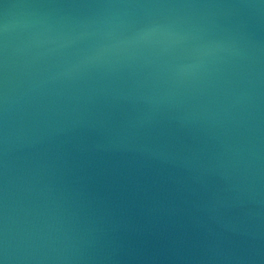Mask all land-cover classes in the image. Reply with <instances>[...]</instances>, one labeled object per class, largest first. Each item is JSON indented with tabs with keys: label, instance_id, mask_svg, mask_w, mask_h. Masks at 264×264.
Listing matches in <instances>:
<instances>
[{
	"label": "water",
	"instance_id": "obj_1",
	"mask_svg": "<svg viewBox=\"0 0 264 264\" xmlns=\"http://www.w3.org/2000/svg\"><path fill=\"white\" fill-rule=\"evenodd\" d=\"M0 264H264V0H0Z\"/></svg>",
	"mask_w": 264,
	"mask_h": 264
}]
</instances>
